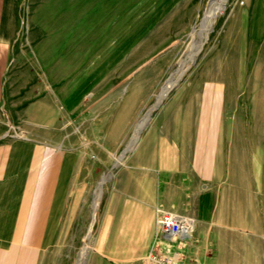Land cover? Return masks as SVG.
<instances>
[{"label": "rangeland", "instance_id": "1", "mask_svg": "<svg viewBox=\"0 0 264 264\" xmlns=\"http://www.w3.org/2000/svg\"><path fill=\"white\" fill-rule=\"evenodd\" d=\"M209 1L14 0L0 139L72 158L69 222L40 264H84L111 181L132 178L192 219L186 264H264V0H225L189 61ZM208 84L221 97L203 179L189 154Z\"/></svg>", "mask_w": 264, "mask_h": 264}, {"label": "crops", "instance_id": "2", "mask_svg": "<svg viewBox=\"0 0 264 264\" xmlns=\"http://www.w3.org/2000/svg\"><path fill=\"white\" fill-rule=\"evenodd\" d=\"M13 23L14 0H0V137L5 132L1 110ZM46 58L50 60L49 55ZM220 97V89L209 84L200 94L204 103L200 127L193 133L189 155L193 171L203 179L209 177L213 164ZM71 178L70 150L33 138L0 139V264H40L57 245L72 208ZM156 204L161 203L150 181L112 180L101 201L94 242L84 264H139L155 229Z\"/></svg>", "mask_w": 264, "mask_h": 264}, {"label": "built area", "instance_id": "3", "mask_svg": "<svg viewBox=\"0 0 264 264\" xmlns=\"http://www.w3.org/2000/svg\"><path fill=\"white\" fill-rule=\"evenodd\" d=\"M153 212L155 229L140 264H186L178 248L191 236L192 219L161 204Z\"/></svg>", "mask_w": 264, "mask_h": 264}, {"label": "bare ground", "instance_id": "4", "mask_svg": "<svg viewBox=\"0 0 264 264\" xmlns=\"http://www.w3.org/2000/svg\"><path fill=\"white\" fill-rule=\"evenodd\" d=\"M224 2H225V0H210L209 1L208 5L206 7V10L203 14V17L201 18V20L199 22L198 29L196 31H193L190 34L191 43L188 47V52H187V58L189 61H193L195 59V56L199 52L200 47H201V39L207 37V35L210 31L211 24L214 22L216 17L223 12ZM181 62L183 63L184 61H181ZM172 79L173 78H170L169 80H167L166 84L164 85L163 91H162L163 96H165L166 93L171 88L172 82H173ZM145 120L146 119H143L142 122H144ZM88 238H89V234L85 237L84 245L81 249L82 255H84L86 253V250H87L86 241L88 240Z\"/></svg>", "mask_w": 264, "mask_h": 264}, {"label": "water", "instance_id": "5", "mask_svg": "<svg viewBox=\"0 0 264 264\" xmlns=\"http://www.w3.org/2000/svg\"><path fill=\"white\" fill-rule=\"evenodd\" d=\"M176 84H177V82H176V83L170 88V90H171L174 86H176ZM170 90H169V91H170ZM169 91H168V92H169ZM168 92H167V94H168ZM167 94H166V95H167ZM166 95H165V96H166ZM159 104H160V103H159ZM159 104H158V105H159ZM158 105H157V106H158ZM157 106H156V107H157ZM156 107H155V108H156ZM149 117H150V115H149ZM149 117H148L147 121L149 120ZM147 121H146V122H147ZM146 122H145V123H146ZM93 223H94V217L92 218V220H91V222H90V228H92ZM90 231H91V229H90Z\"/></svg>", "mask_w": 264, "mask_h": 264}]
</instances>
